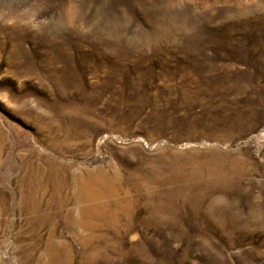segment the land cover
I'll use <instances>...</instances> for the list:
<instances>
[{
    "label": "rangeland",
    "instance_id": "rangeland-1",
    "mask_svg": "<svg viewBox=\"0 0 264 264\" xmlns=\"http://www.w3.org/2000/svg\"><path fill=\"white\" fill-rule=\"evenodd\" d=\"M0 264H264V0H0Z\"/></svg>",
    "mask_w": 264,
    "mask_h": 264
},
{
    "label": "bare ground",
    "instance_id": "bare-ground-1",
    "mask_svg": "<svg viewBox=\"0 0 264 264\" xmlns=\"http://www.w3.org/2000/svg\"><path fill=\"white\" fill-rule=\"evenodd\" d=\"M29 157H31V155ZM54 161H55L54 159L49 160V166H48L47 171L49 173V176L52 178V183H55L57 188H63L67 183L66 182L67 179L65 176L60 177L57 173L59 171V173H62L63 175H65L66 172L68 171V167H66L65 165H57ZM29 166H32V164L31 163L28 164V167ZM31 178H34V177L30 175L29 171L25 172L23 179H24V188L26 189L27 193L24 190V193L21 195L20 206L23 204L24 200H25V202L27 201L26 194L29 196V199H30L31 186L33 185V182H31ZM47 183H49V181ZM73 183H74V185L78 191V197H76V199L78 200L79 203H81V201L83 200V202L85 204H87L88 198H89V193H90V191H89V187L91 185L90 180L84 174H78L77 173L74 177ZM56 187H54V189H56ZM55 193L52 194V196H54ZM29 199H28V201H29ZM41 199L43 200L42 196H41ZM63 199L68 200L67 196H65ZM32 203H33V205H35L33 198H32ZM50 247L51 246H48L46 249V254H47L49 260H51L53 258V254H54ZM29 251H30V246H29V248L26 249V253H24V252L22 253L24 260H27L28 258H30V256L27 254Z\"/></svg>",
    "mask_w": 264,
    "mask_h": 264
}]
</instances>
